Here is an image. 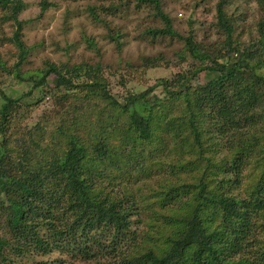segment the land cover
<instances>
[{"label": "trees", "instance_id": "trees-1", "mask_svg": "<svg viewBox=\"0 0 264 264\" xmlns=\"http://www.w3.org/2000/svg\"><path fill=\"white\" fill-rule=\"evenodd\" d=\"M123 1L90 6L93 20L106 25L118 5L146 9L155 24L143 37H177L185 67L113 94L98 63H49L24 77L23 2L0 0L20 51L11 68L0 59V75L29 83L16 95L0 86V126L24 101L45 103L43 113L59 106L36 127L50 147L29 128L28 143L0 129V264H264V155L255 154L264 146V0L247 43L234 35L248 16L241 1L230 11L232 0H217L224 38L209 48L194 43L192 27L175 29L162 0ZM161 64L148 55L140 65Z\"/></svg>", "mask_w": 264, "mask_h": 264}, {"label": "rangeland", "instance_id": "rangeland-1", "mask_svg": "<svg viewBox=\"0 0 264 264\" xmlns=\"http://www.w3.org/2000/svg\"><path fill=\"white\" fill-rule=\"evenodd\" d=\"M20 1L23 2V7L17 18L22 20L20 38L26 58L20 71L24 77L36 75L38 70L49 63H54L57 67H61L63 64H80L81 62L98 63L103 77L108 82V88L111 93L115 94L132 90L141 84H152L157 77L169 76L185 67V62L175 61L177 51L183 45V42L177 37L173 39L169 37L155 38L154 42H148L151 38L147 36L143 37V29L154 25L155 22L151 21L149 17L151 15L146 9H139L135 12L134 3L126 14L120 13V9L124 7L118 5L116 16L104 17L105 25L93 20L89 7L102 3L109 4V0ZM110 1L124 4L123 0ZM162 1L165 11L172 18L173 26L181 35H187L190 27L194 29V43L209 48L212 43L220 42L224 38L216 24L215 3L217 0H204L199 5H196L197 0ZM240 1L248 16L245 22H239L234 35L239 36L243 43H247L250 37L257 35L256 22L261 14L257 7V0H232V6L228 9L232 11L234 4ZM99 15L102 17L101 12ZM5 16L6 12L0 10V59L3 60L6 67L11 68L18 61L20 51L12 41L17 26L14 21L3 19ZM190 17L193 19L192 21H190ZM156 25H161V21ZM108 27L112 28L113 33H119L118 44L108 36L110 33ZM148 55H162L168 61V65L161 64L158 67L143 69L140 65L141 59ZM127 64L129 67H135L130 73L126 71ZM0 73L4 72L0 70ZM0 77V86L10 95L27 90V84H29L27 82L15 79L8 74L0 75ZM207 78L204 73H200L195 81L205 82ZM121 80L126 84L121 86L119 84ZM53 84L49 82V85ZM46 87L48 86H43L39 91L36 89L34 96L38 97L41 91H46ZM33 103L35 102L31 100L24 101L23 104L29 105V107L21 108L13 115L12 120L6 122L4 126H0V129L3 130L4 135H8L10 132H21L22 138H26V143L32 137L38 141L40 147H50L52 143L46 130L44 128L37 130L36 127L44 125L42 123L44 118L59 106L58 104L53 106V102H51L46 112L43 113L45 103H41L37 107L30 106ZM28 128L29 134L33 133L30 138V135L26 133ZM1 135L0 137H2ZM22 142H24L23 139ZM261 142H264L263 138ZM258 152L260 156L264 155L263 145L260 151L257 150L255 154ZM151 214V210L147 208L144 215L150 217Z\"/></svg>", "mask_w": 264, "mask_h": 264}]
</instances>
